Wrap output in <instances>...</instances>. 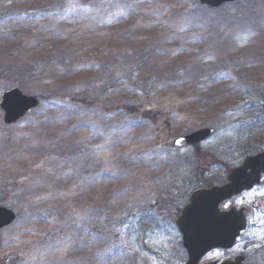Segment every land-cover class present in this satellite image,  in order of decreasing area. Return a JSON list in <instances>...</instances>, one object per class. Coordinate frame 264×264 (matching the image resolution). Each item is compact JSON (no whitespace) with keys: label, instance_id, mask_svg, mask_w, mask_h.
Instances as JSON below:
<instances>
[{"label":"rangeland","instance_id":"rangeland-1","mask_svg":"<svg viewBox=\"0 0 264 264\" xmlns=\"http://www.w3.org/2000/svg\"><path fill=\"white\" fill-rule=\"evenodd\" d=\"M21 3L0 0V20L4 6ZM73 4L25 36L31 46L18 63L48 67L21 92L44 100L9 127L0 109V207L17 216L0 231V264H186L175 212L264 152V0L212 11L195 0ZM53 25L64 31L53 37ZM36 37L46 45L30 43ZM1 40L0 68H10ZM143 55L148 70L127 72ZM115 71L122 78L104 89ZM205 128L216 134L198 151L174 146ZM235 199L261 223L237 251L249 246L264 261L255 254L264 248V181Z\"/></svg>","mask_w":264,"mask_h":264},{"label":"water","instance_id":"water-1","mask_svg":"<svg viewBox=\"0 0 264 264\" xmlns=\"http://www.w3.org/2000/svg\"><path fill=\"white\" fill-rule=\"evenodd\" d=\"M202 6L217 9L239 0H196ZM36 97L26 96L20 90L14 89L3 94L0 109L4 113V124L11 126L18 123L29 112L39 107ZM264 111V105H263ZM215 133V129L207 128L191 135L181 137L175 141V147H191L203 143ZM264 176V152L247 157L242 164L232 170L227 177V184L221 187L200 189L192 193L176 226L182 235L183 247L188 254L187 264H199L204 256L213 250L232 249L241 233L247 228L245 210L231 209L221 212L220 205L251 192L260 186ZM16 214L4 207H0V230L12 225ZM243 259L236 263L242 264ZM215 264V263H212Z\"/></svg>","mask_w":264,"mask_h":264},{"label":"trees","instance_id":"trees-1","mask_svg":"<svg viewBox=\"0 0 264 264\" xmlns=\"http://www.w3.org/2000/svg\"><path fill=\"white\" fill-rule=\"evenodd\" d=\"M21 1V5L16 9L12 7L4 6V18L7 19L4 21L0 20V38L3 43V50L5 52L6 61L13 62L11 67H1L0 68V90L9 91L12 89L22 90L25 88V84L28 81H32L37 78H42L44 76L45 71L48 67L47 61L39 60L34 61L31 67L24 68L22 65L18 63L20 57H22V51L25 52L26 48H29L28 42H26V35H30L32 32L37 31L34 29L31 23H34L36 19L41 17L51 19L55 21L58 17L65 15L66 13L72 12L70 11L71 7H74L73 3H79L82 6L91 5L92 8L97 6V3L101 0H58L57 3L47 2L45 0H16ZM8 2V1H7ZM70 4L69 6H67ZM206 9V8H205ZM208 11H212L207 9ZM73 13V12H72ZM20 18L23 21H18ZM47 27L46 25H41L39 28L44 30L43 27ZM52 35L58 36L60 32H63V27H58L57 25L52 26ZM36 47H42L46 45L45 41L42 38H34L30 41ZM150 58L149 56H140L135 62H129L125 64L126 71H147L149 68ZM147 73V72H146ZM124 73L121 71L120 74H117L116 71L111 73L109 77H106V81L104 84L105 88L114 87L118 83V81L122 78ZM168 80H171L170 76ZM156 83V79H152L149 77V83H147V89L150 90ZM39 100H44V98L39 97ZM73 102L79 104L78 99H74ZM82 104H88L84 99L81 101ZM128 113H135L138 109L130 108L127 109ZM260 113L264 116V113L260 110ZM143 116L145 118H150L152 120H156L160 116L158 113L153 112H144ZM199 150V147H196V151ZM199 188V187H198ZM207 188H210L207 187ZM197 190V189H195Z\"/></svg>","mask_w":264,"mask_h":264},{"label":"flooded vegetation","instance_id":"flooded-vegetation-1","mask_svg":"<svg viewBox=\"0 0 264 264\" xmlns=\"http://www.w3.org/2000/svg\"><path fill=\"white\" fill-rule=\"evenodd\" d=\"M189 200L190 199H185L181 208L175 212L174 225H176V220L180 217L184 207L189 203ZM235 200H238V199H232L230 201H227V202L221 204L220 210L222 212L226 213L233 208H236L239 210L245 209V218L247 221V230L241 235V238L239 239V241L237 242V244L235 245L234 248H232L230 250H214V251L208 253L206 256H204L199 264H210V263L223 264L226 262L236 263V261L239 259H243L242 264H262V263H264V261H260L259 257H257L256 255L250 256V254L248 253L250 250V249H248L249 246L245 250L243 249L239 252L237 251L238 247L240 245V241L243 239L244 235L248 234L249 231H252L257 226L259 227L261 223H257V225H253V221L251 219V217L253 216L252 212L249 211L248 209L244 208V207H236V206L231 205V203L234 202ZM260 208H261V206H260ZM176 230L178 231L177 228H176ZM178 233H179V231H178ZM261 252H264L263 247H261L255 254H257V253L259 254ZM212 255H215L216 257L214 259H210V256H212Z\"/></svg>","mask_w":264,"mask_h":264}]
</instances>
